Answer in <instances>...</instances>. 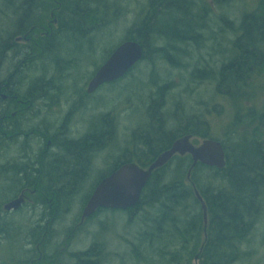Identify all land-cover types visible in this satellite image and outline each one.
Wrapping results in <instances>:
<instances>
[{
	"label": "trees",
	"instance_id": "1",
	"mask_svg": "<svg viewBox=\"0 0 264 264\" xmlns=\"http://www.w3.org/2000/svg\"><path fill=\"white\" fill-rule=\"evenodd\" d=\"M17 1L5 0L10 3L9 5ZM214 2L224 4L223 0ZM39 3L43 6L53 4L59 8V14L56 13L58 27L51 30V34L49 32L48 36L36 45L39 49L36 46L15 42L17 37L27 34L34 28L37 18H31V14L35 12V7H38L37 0H22L21 13L13 11L16 28L10 36L11 40L4 39L6 37L1 35L3 31L0 33V78L5 62L9 61L8 55L14 50L21 48L18 52L21 58L26 60L20 66L13 65L14 75L12 73L5 82L0 79V134L4 128L3 117L9 114V108H14L13 103L7 106V102H36L40 98L47 99L51 83L56 79L48 81L43 74L39 77L34 74L39 71L37 62L41 59L43 61L47 54L55 51V48H49L53 41L58 40L56 46L58 49L62 46L59 41L63 38L65 41L63 48L69 54L76 51L81 54V60L84 59L83 63L88 62L93 51L86 52L85 47L89 42L86 38L99 31H106L107 22L110 20L109 0H40ZM207 3L206 0H149L147 11L138 17L123 41L110 51L104 52L103 62L94 64L95 71L90 77L115 48L127 40L141 43L144 48L142 61L149 60L148 56L155 53L172 64L180 62L176 61L178 56L174 53L182 51L180 45L202 47L206 40L203 34L204 20L207 19L205 14L211 8ZM222 18L229 28L235 26L234 21L228 17ZM233 31L235 34L240 32L232 43L233 54L223 61L218 70L213 67L197 68L192 75L194 79L201 81H216L217 91L228 96L233 102L236 110L233 123L236 124L235 127H242L244 124L248 127L258 121L252 116L251 108L246 107L244 110L243 102L246 100V93L249 92V79L256 71L264 70V0L259 9L244 13L239 28L234 27ZM88 55L89 57L85 59ZM57 64L60 69V62ZM48 65L42 67L43 72L50 70ZM136 66L124 77L130 75ZM73 67L77 66L72 65L71 68ZM16 75L20 77L18 85L15 84L17 79L13 80ZM28 77L31 78L28 80ZM21 84L24 86L23 89L20 87ZM166 86L167 84L163 85ZM84 91L83 88L82 92ZM3 95H7L9 99H4ZM162 101L160 97H155L152 101L151 123L145 137V131L134 134L137 140L136 149L112 162V168L99 176L94 186L84 195V202L86 203L97 184L122 164L136 162L143 167H149L181 136L192 134L204 139L219 140L226 151L227 163L223 169L200 162L192 167L191 155H175L165 166L153 173L138 204L123 211L131 217L135 214L142 216L141 229L137 237L139 243L134 252L137 255L145 253L142 258L137 257L140 261H145L144 263L191 264L193 257L199 260V264H236L244 261L249 256L247 246L264 209V130L261 131V124L257 131L253 132H238L237 128H233L229 140L214 136L211 123L202 116H191L184 121L176 119L180 126L169 131L166 116L159 112L161 105L159 102ZM261 117L264 126V113ZM13 119L10 117L9 120ZM106 120L101 126L106 127L103 139L107 146L108 140L112 137V125L109 121L111 119L106 117ZM26 126L28 127V124ZM9 127L10 130H18L14 122H9ZM102 134V129H99L81 139L60 141L57 146L59 148L57 157L49 154L50 158L41 164L42 168L45 167V172H40L41 178L50 180L48 189L52 187L58 191L61 205L71 201L72 196L82 190L90 164L89 154L102 144L100 140ZM17 137L18 135H13L12 139ZM16 165L19 167L17 170L9 171L14 173L10 180L17 183L20 180L34 181L38 178L39 168L34 169V165L37 166L36 162ZM24 185L25 183L20 185L21 189ZM196 190L207 206V226L204 223L203 206L196 195ZM42 191L49 192L44 185ZM107 210L110 209H99L96 214ZM141 212L143 214H140ZM50 223L52 225V221ZM35 231L32 228L28 234L31 232L36 236ZM105 250L104 244L93 241L87 250L73 255L71 264H103Z\"/></svg>",
	"mask_w": 264,
	"mask_h": 264
},
{
	"label": "rangeland",
	"instance_id": "2",
	"mask_svg": "<svg viewBox=\"0 0 264 264\" xmlns=\"http://www.w3.org/2000/svg\"><path fill=\"white\" fill-rule=\"evenodd\" d=\"M39 1L37 0L38 7H35V12L31 14V18H37L34 28L27 34L17 37L15 42L35 47L48 36L49 32L51 34V30L58 27L56 25L58 6L39 5ZM206 1L211 8L205 14L207 19L204 20L203 34L206 40L202 47L180 45L182 51H174L178 56L176 61L180 62H174L175 64L152 53L148 56L149 60L140 61L130 75L116 83L103 85L90 99L86 98V95L88 84L94 76L93 74L90 77L95 71L94 64L97 62L101 64L104 52L110 51L125 39L138 17L147 11L149 0H109L110 20L107 22L106 31H99L93 34L94 36L86 38L90 42L85 47L86 52L93 51L88 62L83 63L84 59L81 60V54L76 51L69 54L63 48L65 41L62 37L59 41L62 43L61 47L57 49L58 40H54L49 48H55V51L47 54L43 61L42 59L36 61L39 71L34 75L39 77L43 74L48 81L52 78L56 81L51 83L47 99H37L30 113L26 112V109L13 121L7 120V115L3 117L4 128L0 134V264H71L73 255L87 250L93 241L104 244L106 250L103 264H147L137 258L138 256L142 258L145 253L137 255L134 252L139 243L137 237L141 229L142 216L135 214L131 217L123 210H107L82 220V211L86 204L84 195L94 186L99 176L104 174L118 157L136 149L137 140L134 134L145 131V137L151 123L150 110L155 97L163 100L159 102L161 104L159 112L166 116L169 131L180 126L176 119L184 121L191 116L206 118L211 123L214 136L222 140H229L233 128H237L238 132H253L257 131L261 124V131L264 130L261 123V115L264 113V70L256 71L249 79V92L246 93V100L243 102L244 110L246 107L251 108L253 114L251 115L258 121L248 127L245 124L242 127H235L236 124L233 123L236 110L233 102L228 96L217 91L216 81H201L194 79L192 75L197 68L219 69L223 61L233 54V40L240 34V32L235 34L233 28H239L244 13L259 9L263 0H223L224 4H218L214 0ZM21 3L22 0L14 2L13 8L9 2L0 0V33L3 31L1 35L6 37H3L5 40H11L10 36L13 30L15 31L16 17L13 11L20 14ZM222 17L234 21L235 26L229 28L222 21ZM36 48L39 49L38 46ZM18 50L21 51V48L8 55L9 61L5 62V68L1 73L2 82L15 71L14 64L20 66L26 61L21 58ZM88 57L89 55L85 59ZM57 62H60V69ZM44 65L50 66L46 73L42 71ZM70 65L77 67L73 69ZM18 76L13 79H17L15 82L17 85L20 78ZM30 78L28 77V80ZM166 84L167 86L163 87ZM20 87L24 88L22 84ZM106 117L111 119L109 121L112 125V137L107 146L103 139L106 127L99 124L101 121H107ZM9 122H14L18 130H10ZM99 126L103 131L100 136L102 144L100 143V147H96L89 154L90 164L83 188L77 195L72 196V202L61 205L58 191L52 187L48 189L50 180L41 178L40 172H45V167L42 168L41 164L50 158L49 154L57 157L58 142L81 139L98 131ZM13 135L18 137L12 139ZM203 140L204 138L193 135L192 141L195 144L198 145ZM48 141L53 142L51 147L48 146ZM34 162L37 163L34 169L39 168L37 179L42 181L41 184L49 192H43L42 197L29 192L24 208L18 212H6L3 204L17 195L21 189L20 185L24 183L22 180L17 183L10 180L14 173L9 171L17 170L19 168L17 163ZM32 228L37 231L36 236L31 232L28 234ZM247 250L249 256L236 264H264V209ZM191 264H199V260L193 257Z\"/></svg>",
	"mask_w": 264,
	"mask_h": 264
},
{
	"label": "water",
	"instance_id": "3",
	"mask_svg": "<svg viewBox=\"0 0 264 264\" xmlns=\"http://www.w3.org/2000/svg\"><path fill=\"white\" fill-rule=\"evenodd\" d=\"M143 56L144 48L140 42L136 40L122 42L96 71L88 84L87 92L94 93L102 85L123 78L143 59ZM192 138V134L179 138L170 149L163 151L149 167H143L135 162H127L104 177L89 198L83 210L82 220L91 217L101 208L127 210L136 206L153 173L165 166L175 155H191L192 167H195L199 162L218 169H223L226 166V151L221 141L204 139L196 145L192 142ZM190 175L191 173L188 177ZM196 195L202 203L204 219L207 224L206 203L198 190H196ZM24 201L25 197L21 195L7 203L5 210H18Z\"/></svg>",
	"mask_w": 264,
	"mask_h": 264
},
{
	"label": "flooded vegetation",
	"instance_id": "4",
	"mask_svg": "<svg viewBox=\"0 0 264 264\" xmlns=\"http://www.w3.org/2000/svg\"><path fill=\"white\" fill-rule=\"evenodd\" d=\"M98 91V90H97ZM97 91H95V92H97ZM94 92V93H95ZM88 93V92H87ZM94 93H88V95L86 96V98L88 97H90V96H92ZM3 98L4 99H6V100H8L9 98L7 97V95H3ZM90 99V98H89ZM8 103V105L7 106H9L10 105V103H13V109H11V108H9L8 109V112H9V114L7 115V120H9V118L10 117H12V118H14V119H16V118H18L19 116H21L23 113L22 112H24L26 109H27V111L26 112H29L30 113V111L32 110V107L34 106V103L35 102H7ZM25 112V113H26ZM102 122H104V121H101L99 124H100V126H101V123ZM99 129H101V128H99ZM181 137H183V136H181ZM180 138V137H179ZM178 138V139H179ZM178 139H176V140H174L173 142H172V144H171V146H170V148L172 147V145H173V143L175 142V141H177ZM52 141H48V146L49 147H51V145H52ZM169 148V149H170ZM155 161V160H154ZM39 175V174H38ZM43 181H45V180H43ZM24 183H25V185H24V187L20 190V193L19 194H17V195H15L14 197H12V198H10L9 200H7L4 204H3V208H4V210H5V205L7 204V203H9L10 201H12V200H14V199H17L18 197H20L21 195H23L24 197H25V201H24V203L22 204V206L20 207V209H22V208H24V206L27 204V199H28V195H27V193H29V192H32L33 194L35 193V194H38L40 197H42V195L41 194H43V191H42V187H41V180H38V179H34V181H30V180H25V181H23ZM33 187V189L31 190V188ZM94 190H95V188H94ZM93 190V191H94ZM93 193V192H92ZM92 193H91V195H92ZM30 194V193H29ZM91 195H90V197H91ZM89 200V199H88ZM88 200L86 201V203L88 202ZM85 206H86V204H85ZM85 206L83 207V210H84V208H85ZM20 209H18V210H11V211H6V212H18V211H20ZM98 212V211H97ZM96 212V213H97ZM82 213H83V211H82ZM96 213L94 214V215H96ZM93 215V216H94ZM91 218V217H90ZM89 219V218H88ZM38 230V229H37Z\"/></svg>",
	"mask_w": 264,
	"mask_h": 264
},
{
	"label": "bare ground",
	"instance_id": "5",
	"mask_svg": "<svg viewBox=\"0 0 264 264\" xmlns=\"http://www.w3.org/2000/svg\"><path fill=\"white\" fill-rule=\"evenodd\" d=\"M3 3V2H2ZM1 5V4H0ZM3 5H4V3H3ZM6 8V7H5ZM3 13V12H2ZM54 15V14H53ZM213 24V23H212ZM235 32V31H234ZM211 37V36H210ZM218 38V37H217ZM221 38H223L222 36H221ZM224 39H225V37H224ZM213 40V39H212ZM228 40V39H227ZM203 43V42H202ZM212 43V42H211ZM215 45V44H214ZM231 45V44H230ZM114 47V46H113ZM117 48V47H116ZM224 48V47H223ZM222 49V48H221ZM193 50V49H192ZM214 50H216V49H214ZM224 50V49H223ZM184 52H186V51H184ZM224 53V52H223ZM213 55V54H212ZM189 57V56H188ZM197 58V57H196ZM200 58V57H199ZM142 61V60H141ZM198 61V60H197ZM213 63V62H212ZM199 66V65H198ZM157 74V73H156ZM157 79V78H156ZM160 80V79H159ZM165 82V81H164ZM158 86V85H157ZM198 87V86H197ZM154 89V88H153ZM171 90V89H170ZM155 94V93H154ZM164 97V96H163ZM156 101H158V100H156ZM163 106V105H162ZM210 106V105H209ZM179 122V121H178ZM180 124V123H179ZM141 129V128H140ZM110 131V130H109ZM109 141V140H108ZM113 141V140H112ZM111 145V144H110ZM132 145V144H131ZM38 146V145H37ZM133 146V145H132ZM102 147V146H101ZM34 149V148H33ZM131 149V148H130ZM129 150V149H128ZM130 151V150H129ZM134 151V150H133ZM137 151V150H136ZM40 152V151H39ZM38 152V153H39ZM41 153V152H40ZM125 153V152H124ZM6 154V153H5ZM119 158V157H118ZM172 162V161H171ZM111 167V166H110ZM112 168V167H111ZM98 172V171H97ZM104 175V174H103ZM4 188V187H3ZM10 188V187H9ZM67 188V187H66ZM83 188V187H82ZM81 188V189H82ZM86 190V189H85ZM75 193V192H74ZM78 193V192H77ZM91 193V192H90ZM261 194V193H260ZM77 195V194H76ZM74 197V196H73ZM90 198V197H89ZM88 198V199H89ZM87 200V199H86ZM70 202H72V200L70 201ZM67 203H69V202H67ZM67 203L65 204V205H67ZM83 203V202H82ZM87 204V203H86ZM264 204V203H263ZM71 205V204H70ZM85 206V205H84ZM67 207V206H66ZM72 207V206H71ZM64 210V209H63ZM64 212V211H63ZM68 212H69V210H68ZM98 215V214H97ZM96 215V216H97ZM1 216V215H0ZM66 216V215H65ZM6 217V216H5ZM88 219V218H87ZM13 222V221H12ZM6 224V223H5ZM8 227V226H7ZM18 228V227H17ZM8 236V235H7ZM10 237V236H9ZM11 238H12V235H11ZM15 241V240H14ZM160 262V261H159Z\"/></svg>",
	"mask_w": 264,
	"mask_h": 264
}]
</instances>
